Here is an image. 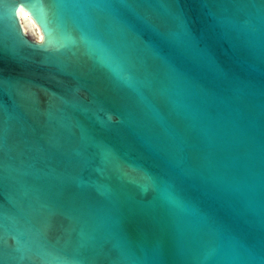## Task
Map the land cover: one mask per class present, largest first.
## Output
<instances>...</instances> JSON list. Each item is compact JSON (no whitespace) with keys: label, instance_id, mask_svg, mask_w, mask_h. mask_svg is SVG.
I'll return each mask as SVG.
<instances>
[{"label":"water","instance_id":"95a60500","mask_svg":"<svg viewBox=\"0 0 264 264\" xmlns=\"http://www.w3.org/2000/svg\"><path fill=\"white\" fill-rule=\"evenodd\" d=\"M0 264H264V0H0Z\"/></svg>","mask_w":264,"mask_h":264},{"label":"bare ground","instance_id":"6f19581e","mask_svg":"<svg viewBox=\"0 0 264 264\" xmlns=\"http://www.w3.org/2000/svg\"><path fill=\"white\" fill-rule=\"evenodd\" d=\"M17 14H18V17L21 18V19H25V18H26V17L24 18V17L22 16V15H25V14H24L23 12H21V11H18ZM28 21H29V20H28ZM23 22H24V21H23ZM24 24H25V22H24ZM26 27H29V26L26 25Z\"/></svg>","mask_w":264,"mask_h":264},{"label":"rangeland","instance_id":"374dc122","mask_svg":"<svg viewBox=\"0 0 264 264\" xmlns=\"http://www.w3.org/2000/svg\"><path fill=\"white\" fill-rule=\"evenodd\" d=\"M24 18H25V15H22ZM25 20H27L26 18H25ZM27 22H29L28 20H27ZM29 26H31V27H28V28H33V26L32 25H29ZM30 34H34V31H32Z\"/></svg>","mask_w":264,"mask_h":264},{"label":"trees","instance_id":"16d2710c","mask_svg":"<svg viewBox=\"0 0 264 264\" xmlns=\"http://www.w3.org/2000/svg\"><path fill=\"white\" fill-rule=\"evenodd\" d=\"M22 20L25 22L26 25H29L27 20H25V19H22ZM29 27H31V26H29Z\"/></svg>","mask_w":264,"mask_h":264}]
</instances>
